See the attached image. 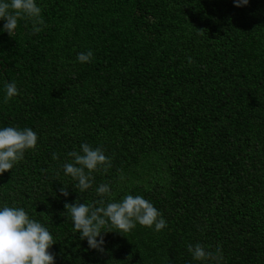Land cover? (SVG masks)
I'll return each mask as SVG.
<instances>
[{
    "label": "trees",
    "instance_id": "obj_1",
    "mask_svg": "<svg viewBox=\"0 0 264 264\" xmlns=\"http://www.w3.org/2000/svg\"><path fill=\"white\" fill-rule=\"evenodd\" d=\"M35 3L37 34L25 17L10 37L0 19V129L38 137L0 174V208L49 230L55 264H217L193 259L197 243L219 248L218 264H264V0ZM11 82L19 94L5 103ZM83 143L111 168L81 192L63 165ZM101 184L114 196H98ZM126 195L150 201L167 226L109 223L104 251L89 248L64 204Z\"/></svg>",
    "mask_w": 264,
    "mask_h": 264
},
{
    "label": "clouds",
    "instance_id": "obj_2",
    "mask_svg": "<svg viewBox=\"0 0 264 264\" xmlns=\"http://www.w3.org/2000/svg\"><path fill=\"white\" fill-rule=\"evenodd\" d=\"M234 6H246L249 0H233ZM29 18L33 22V33L43 30L44 21L41 17V8L35 0H9L0 2V19L6 22L2 31L11 37L17 28L18 19ZM93 53L88 50L80 53L77 60L80 63L90 62ZM189 58V63H191ZM6 95L4 102L18 95L15 82L5 84ZM37 134L30 128L20 130L14 127L0 129V174L13 168V165L21 161L26 150H34L37 144ZM72 158L71 163H65L63 170L65 175H70L77 180L76 187L85 191L92 187V173L103 170L105 173L111 168V158L104 154L101 148L93 149L88 143L80 145V151H72L67 154ZM52 158L58 159L56 153ZM123 178V177H121ZM66 186L60 189L61 195L67 197L69 193ZM97 195L102 197L114 196L109 185L101 184L96 189ZM100 206L84 203L64 204V208L70 213L74 230L79 232L81 239H86L89 248L103 252L104 238L101 229L109 223L121 232H129L136 227H153L160 231L167 226L162 213L153 204L140 195H126L120 202H110L105 206L104 199L97 202ZM43 213V212H42ZM99 237V239H97ZM55 244L49 230L40 222L29 218L23 208L4 206L0 208V264H55L54 255L49 251ZM187 250L197 261L222 260L219 248L214 254L197 243L189 244Z\"/></svg>",
    "mask_w": 264,
    "mask_h": 264
}]
</instances>
